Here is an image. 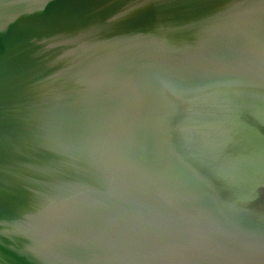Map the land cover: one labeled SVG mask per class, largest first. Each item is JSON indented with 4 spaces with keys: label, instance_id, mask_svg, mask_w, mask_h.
Wrapping results in <instances>:
<instances>
[{
    "label": "water",
    "instance_id": "95a60500",
    "mask_svg": "<svg viewBox=\"0 0 264 264\" xmlns=\"http://www.w3.org/2000/svg\"><path fill=\"white\" fill-rule=\"evenodd\" d=\"M0 264H264V0H0Z\"/></svg>",
    "mask_w": 264,
    "mask_h": 264
}]
</instances>
